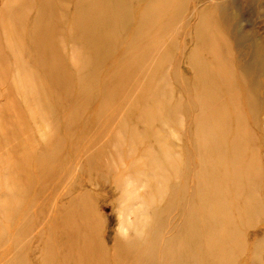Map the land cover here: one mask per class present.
I'll return each instance as SVG.
<instances>
[{"label": "rangeland", "instance_id": "rangeland-1", "mask_svg": "<svg viewBox=\"0 0 264 264\" xmlns=\"http://www.w3.org/2000/svg\"><path fill=\"white\" fill-rule=\"evenodd\" d=\"M86 244L264 264V0H0V264Z\"/></svg>", "mask_w": 264, "mask_h": 264}, {"label": "bare ground", "instance_id": "bare-ground-1", "mask_svg": "<svg viewBox=\"0 0 264 264\" xmlns=\"http://www.w3.org/2000/svg\"><path fill=\"white\" fill-rule=\"evenodd\" d=\"M6 23H7V21H6ZM78 238L81 239L80 236H78ZM85 248L87 250H86V254H84L83 261L91 262V263H88V264H100L99 258H95L94 255L90 252V248H91L90 245L86 244ZM129 248L132 250V249H135L136 247L135 248L134 247H129ZM154 248H155V246H154ZM146 256H143L144 259H145L143 261H147L148 264H155V262H153L152 259H150L151 258L150 254H146ZM118 257H121V256H118Z\"/></svg>", "mask_w": 264, "mask_h": 264}]
</instances>
